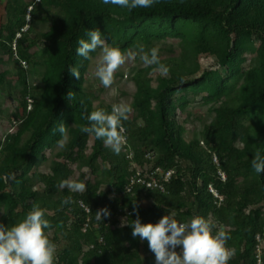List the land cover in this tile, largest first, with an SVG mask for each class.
<instances>
[{"label":"trees","instance_id":"1","mask_svg":"<svg viewBox=\"0 0 264 264\" xmlns=\"http://www.w3.org/2000/svg\"><path fill=\"white\" fill-rule=\"evenodd\" d=\"M10 1L8 12L13 16L17 26L16 32L9 29V42H12L18 32H23L28 10L22 0ZM50 2L60 8L63 14L53 17L49 31L35 37L37 42L45 44L46 54V70L42 78L43 88L39 94L40 98L31 120L16 136V140L6 148L14 149L24 131L28 132L32 129L31 136L17 155L7 156L5 161L0 163V205L7 209L3 224L12 226L17 222L18 214L14 212L15 206H22L26 214L33 204H39L41 208L45 209V212L62 216L69 215L72 218L69 227L59 223V227L67 239L73 242V246H69L59 255V264H77L76 250L81 251L84 246L89 248L87 254L94 259L95 264H140L135 257V259L124 261L119 258L122 249L131 239L126 235L125 240L128 242L124 244L110 230V226L117 223V218L121 213L130 218L131 223L136 219V216H131V213L124 212V207L129 205L128 202L139 193L146 199L153 200L156 206L179 211L184 209L190 215L191 212L180 195L185 186V178L189 174L187 175L188 171L183 169L178 161H185L191 166L192 193L196 204V215L203 216L213 222L214 217L221 214L225 205L229 209L237 205L235 200H224L222 205L217 207L208 191V186L213 184L222 193L221 187L226 181L223 182L218 176L219 167L213 162L214 155L218 157L220 164L221 160L224 164L227 159L234 156L243 159V155H237L231 146L234 141L231 136L232 131L240 126L245 115L252 112L257 117L262 113V110L264 111V0H156L150 8H136L131 11L112 4L106 5L103 0H50ZM115 17H126L131 23L160 20L169 24L173 29L180 18L197 23L207 22L226 44V47L224 50H220L209 42L203 41L196 47V59L200 63L213 56H218L230 71L242 69L240 65L243 57L241 54L242 37L247 35L254 38L258 45L256 49L258 63L255 67L245 71L237 100L230 99L228 106L220 110V119L222 120L220 127L224 124L225 126L230 124L232 127L223 131L229 133L227 137H222L220 143L210 146V149L203 147L204 144L199 141L187 142L183 137L185 130L176 119L177 111L170 99L163 94L160 95L161 99L159 100L160 123L158 128L162 132L158 133L157 137H154L156 131L149 126L135 133L131 132L127 123L122 121L126 128L127 138L131 134L133 137L135 134L139 135V138L144 137V144L149 142L153 147L159 149L158 161L150 170L144 168L143 165L144 162L151 160L147 154L152 150L148 151L145 159L144 156L134 155L133 152L123 156L116 154L104 144L103 140L80 131L81 125H88L85 117L95 109L83 90L89 60L77 55L78 41L80 39L87 40V31L96 30ZM17 50L21 52L20 41L17 43ZM173 62L174 60H169V63ZM70 67L79 69L80 79L71 75ZM180 78L178 72L170 71L171 82ZM20 81L26 87V71L23 68L20 69ZM218 87V94L228 91L223 81L218 83ZM69 91L75 93V97L71 101L67 100ZM61 123L66 126L67 132L72 133L73 140L69 149L76 146L78 148L77 156L80 159L83 158V152L88 148L89 140L93 137L91 162L97 158L108 162L116 190L122 194L120 200L108 199L106 193L98 192V188L94 186L83 194L62 190L60 198L56 202L52 201L51 197L56 195L59 190L58 177L73 173L70 166L76 159L69 156L67 151L58 155V162L51 169L52 174L37 175L45 187V193L42 197L35 195L24 178V172L35 165L37 158L45 148H53L57 145V141L61 139V134L58 131ZM72 125L75 128H72ZM257 152L264 156V138L258 144ZM156 168L174 171L172 179L166 185V192L148 189L140 185L135 186L130 192L127 191L129 180L137 170L149 173ZM225 169L228 173L230 172L228 167ZM259 179L261 195L264 196V173L259 174ZM261 195L253 200V196L244 194L239 205L242 203L241 206L252 207L264 198ZM66 198H71L73 202L62 204L61 202ZM80 201L83 203L80 204ZM82 204L90 209L89 212ZM105 208L110 212V216H102L100 222L102 237L100 241H96L94 234L89 231V227L97 219L96 212ZM151 210L139 212L142 224H155L160 220L150 215ZM243 216L244 214L241 213L242 218ZM249 223L244 231L241 226H238V234H243V241L238 246V253H240L239 258L243 264H257L253 252L258 246L257 236L262 232L264 225L256 219ZM49 239L57 246L59 239L56 235ZM141 242L144 252L150 253L148 242L146 240H141ZM128 246L126 255H136L133 243ZM241 246L243 250L240 252ZM84 264H89V262L86 261ZM150 264L155 263L150 260ZM228 264H232V261L229 260Z\"/></svg>","mask_w":264,"mask_h":264},{"label":"rangeland","instance_id":"2","mask_svg":"<svg viewBox=\"0 0 264 264\" xmlns=\"http://www.w3.org/2000/svg\"><path fill=\"white\" fill-rule=\"evenodd\" d=\"M22 2L28 10L25 19L26 26L22 30L23 32H18L15 39L9 42V29L16 32L17 26L13 16L8 12V5L11 1L0 0V163H3L7 156L17 155L31 136L32 129L28 132L24 131L14 149L6 148L16 140V136L31 120L43 88L42 78L46 70L45 44L37 42L35 37L49 31L53 17L63 14L61 9L52 4L50 0H22ZM97 29L102 33V39H105L110 46L118 47L124 53L133 52L136 55L135 59L126 60L117 69L112 85L105 88L95 76V68L99 62L101 50L97 49L90 54L92 59L89 60L83 90L91 101L93 109L103 108L106 112L111 113L113 104L124 103L132 109L128 114V119L124 121L129 130L138 133L149 126L156 131L154 137H157V134L162 132L158 128L160 123L159 100L161 99L160 95L163 94L170 99L175 107L176 119L185 130L183 137L187 142L199 141L204 144L203 147L210 149V146L220 143L222 137L229 135L227 131L223 132L232 128L229 123V125L225 126L224 124L220 127L222 122L220 110L228 106L230 99L237 100L245 71L255 67L258 63L256 57L258 45L253 37L247 35L242 37L241 54L243 57L240 63L242 69L230 71L218 56H213L200 63L196 59V47L203 41L209 42L220 50H224L226 47V44L207 22L197 23L180 18L173 29L169 24L160 20L131 23L126 17H115ZM14 41L17 43L20 41L21 52L13 49ZM138 46H143L145 51H150L153 47L158 48L161 63L169 67L170 71L178 72L181 78L171 82L170 71L167 76L153 72L155 66H147L143 63ZM170 59L174 62L169 63ZM21 68L26 71V87L20 81ZM221 81L225 82L228 91L218 94V83ZM138 94L139 97H137ZM262 113L257 117L252 112L245 115L240 126L232 131L233 135L231 134V136L234 141L231 146L237 155H243V159L235 156L226 158L225 165L222 160L220 164L218 159L219 168L227 177L224 186L221 187V194L225 201L235 200L237 205L231 209L225 205L221 214L214 217L213 234L223 230L231 237L227 241L226 247L235 250L234 256L230 259L232 264H243L239 258L240 253H238V246L243 241V234H238V226H241L244 231L246 225L255 219L264 225V198L252 207L241 206L242 203L239 205L244 194H250L253 196V200L261 195L259 174L252 168V159L256 154L258 144L264 138L263 110ZM72 128L75 126L72 125ZM138 136L135 134L133 137L131 134L123 143L119 154L124 156L133 152L134 155H142L145 159L148 151L152 150L151 160L144 162L143 165L144 168L150 170L157 163L160 151L149 142L144 144V137L139 138ZM72 140L73 135L68 131L63 146L57 144L53 148H45L37 158L35 165L31 169L25 170L24 178L35 195L42 197L45 193V187L37 175L52 174L51 169L58 162V155L67 151L69 156L76 161L70 166L73 173L58 177L59 183L68 179L76 180L85 183L86 190L73 193L83 194L95 186L98 188V192L106 193L108 199L120 200L122 194L116 190L108 162L101 158L91 162L93 137L90 138L88 148L83 152L81 159L77 156L78 148L76 146L69 149ZM59 161L62 162V160ZM178 164L188 171L187 175L189 174L185 178V186L180 195L187 209L190 210V215L184 209L179 211L156 206L153 200L146 199L140 193L133 196L128 202L129 205H125L124 212L136 216L133 211L135 204L138 214L141 211L152 209L150 215L156 219L171 214L181 223L196 215V204L192 193L191 166L185 161H178ZM225 167L229 168V173ZM62 190L68 189L59 188L58 193L52 196L51 200L56 202L60 198ZM261 197L264 196L261 195ZM81 203L83 202L80 201ZM6 212V207L0 205V223H3ZM14 212L18 214L17 222L26 215L20 205L15 206ZM241 213L244 214L243 218ZM44 218L52 226L45 230L46 234L49 237L56 235L59 239L55 259V264H59V255L69 246H73V242L68 240L60 229L59 223L69 227L72 218L69 215L62 216L51 212H45ZM117 219V223L110 226V230L124 244L128 242L125 240L126 235L131 239L122 249L119 258H122L123 261L136 258L140 264H150V260L155 263L154 254L144 252L141 239L133 238L130 227L131 219L123 213ZM122 220L123 227H121ZM100 222L101 220L96 219L89 227V231L94 234L96 241H100L102 237ZM259 236L260 241L257 240L258 246L253 254L256 256L257 264H264V227ZM132 243L136 255H126L128 245ZM241 248L240 252L243 250ZM88 249L87 246H84L81 251L76 250L77 264H84L86 261L89 264H95L94 259L87 254Z\"/></svg>","mask_w":264,"mask_h":264},{"label":"clouds","instance_id":"3","mask_svg":"<svg viewBox=\"0 0 264 264\" xmlns=\"http://www.w3.org/2000/svg\"><path fill=\"white\" fill-rule=\"evenodd\" d=\"M156 0H103L104 4H112L127 8L129 11L136 8H150ZM88 39H80L76 53L86 60H91V53L100 49L99 62L95 68V76L100 83L108 88L114 80V73L126 60L135 59V53H124L118 47L110 46L99 29L89 30ZM140 58L147 66H155L153 72L167 76L170 69L161 63L159 49L153 47L145 51L138 46ZM69 72L77 79L81 78L77 67H70ZM75 93L69 91L67 100L74 99ZM131 107L124 104H113L111 113L103 108L93 110L85 118L88 125H81L80 131L94 135L96 139L103 140L106 146L119 154L126 140V128L122 121L128 119ZM58 131L61 139L57 144L63 146L67 128L61 123ZM252 168L257 174L264 173V156L257 152L252 159ZM59 188H67L72 192H84L86 184L76 180H63ZM71 198L61 203H72ZM90 210V209H89ZM136 219L132 221V236L139 237L148 242L149 250L155 256V264H228L234 256L235 250L226 247L231 238L225 231L220 230L213 234L215 225L200 215H193L185 222H178L173 215L163 216L157 223L142 224L137 207L133 206ZM102 216H110L107 208L96 212L97 220ZM45 209L39 204H33L24 218L12 226L0 223V264H55L57 246L53 243L45 230L52 226L44 218ZM124 226L123 220L121 227ZM179 249V251L177 250Z\"/></svg>","mask_w":264,"mask_h":264},{"label":"built area","instance_id":"4","mask_svg":"<svg viewBox=\"0 0 264 264\" xmlns=\"http://www.w3.org/2000/svg\"><path fill=\"white\" fill-rule=\"evenodd\" d=\"M13 49L15 51L17 49L16 41H14L13 43ZM126 141H127V136L124 143ZM152 156H153V152L147 154V157L149 159L152 158ZM213 162L219 167V160L216 155H214L213 157ZM173 175H174V171L163 170L161 168H156L155 170H152L149 173H142L140 170H137L136 173L130 178L129 184L126 187V189L128 192H130L135 186L140 185L148 189H157L162 192H166V185L170 182ZM218 176L223 182H225L227 179L226 174L220 168L218 170ZM208 191L212 195L215 205L217 207H220L225 200L224 196L216 189V187L213 184H209ZM82 206L85 208L87 212H89V209L87 207H85L83 204ZM257 240L260 241V236H257ZM177 250L179 251V249Z\"/></svg>","mask_w":264,"mask_h":264}]
</instances>
